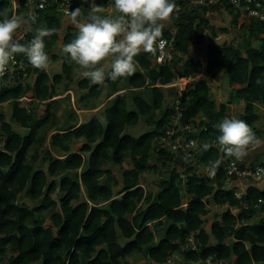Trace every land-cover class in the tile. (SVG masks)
<instances>
[{"label": "trees", "instance_id": "obj_1", "mask_svg": "<svg viewBox=\"0 0 264 264\" xmlns=\"http://www.w3.org/2000/svg\"><path fill=\"white\" fill-rule=\"evenodd\" d=\"M29 1L20 0L16 14L25 16ZM97 4L107 9L110 1L98 0ZM176 4L182 6V11L171 20L175 34L167 30L160 37L174 39L173 62L159 66L155 64L158 50L155 54L139 52L134 58L137 72L103 82L109 97H115L101 109L100 119L79 125L72 110L66 123L58 126L59 102L53 99L59 95V87L68 91L73 82L71 62L75 61L68 58L69 54L61 74L50 77L45 68L32 66L24 84L15 78L0 85V107L9 103L13 122L29 130L22 136L1 113L0 264H128V259L136 255L143 256L145 264H167L174 256L194 264H204L208 259L229 262L233 258L236 264H264V218L250 223L258 214H264V208H255L258 200L264 199V186L250 187L238 199L236 191L227 188L225 171L235 158L227 157L216 140L218 124L226 116L233 117L228 113L229 105L240 102L245 103L240 119L248 123L259 141L262 139L256 124L260 121L257 111L264 108V22L254 18L249 25H242L245 36L237 46H209L203 65L197 59L183 58L189 55L192 45L201 46L208 33L212 39L217 37V29L206 15L221 6L189 8V0H176ZM79 7L82 12L78 18L82 19L89 6L76 0L74 9ZM225 9L234 15L233 24L238 26L239 13L229 5ZM13 15L12 0H0V20ZM41 28L53 30L44 38L49 57L61 38L62 15L56 4H49L38 14L22 44L31 41ZM75 35L69 30L64 44ZM202 70L212 79L225 72L234 88L230 103L218 105L207 80H195L185 92L187 99L182 100L181 124H192L200 131L190 137L200 150L197 156L202 167L215 168L212 179L198 175L193 161L160 142L174 113L173 108L163 110V86L177 78L196 79ZM124 81L129 91L119 95ZM158 83L162 87H157ZM104 85L91 86L85 79L79 88L89 89V97L98 98ZM30 93L34 102L30 108L22 106L20 101ZM41 103H46L47 110L39 119L35 109ZM156 112L160 114L157 120ZM142 119L151 131L139 138L125 133L127 127L137 126ZM53 128L55 133L49 136ZM80 141L84 145L74 152L73 145ZM47 142L50 149H43L40 156ZM205 144L210 146L207 150ZM126 161L131 169L124 168ZM108 164L119 167L122 182L107 168ZM162 170L169 176L161 178L159 191H146L142 175ZM21 194L35 207L20 204ZM211 205L228 208L216 217L210 234L204 227ZM232 210H239V214ZM46 217L51 227L44 226ZM191 236L198 244L196 251L185 248Z\"/></svg>", "mask_w": 264, "mask_h": 264}, {"label": "clouds", "instance_id": "obj_2", "mask_svg": "<svg viewBox=\"0 0 264 264\" xmlns=\"http://www.w3.org/2000/svg\"><path fill=\"white\" fill-rule=\"evenodd\" d=\"M83 2L89 5L87 16L83 20L77 19L81 16V7L70 11L71 20L77 24L78 31L64 45L63 51L69 54V59L85 69L84 77L97 84L106 79L115 81L132 75L136 71L134 58L139 52L155 54L165 22L177 7L176 0H114L117 14L102 16L98 13L103 11V7L96 0ZM36 19L30 13L27 17L15 14L0 20V75H3L16 54H24L36 69L47 67L49 57L44 50V38L52 35V29H39L27 44L13 41L14 33L22 24L30 27ZM107 60L111 61L110 65L106 63ZM218 131L216 140L223 152L236 160L247 156L250 144L260 143L251 127L242 119L226 116L218 124ZM203 147L207 150L210 146L205 144Z\"/></svg>", "mask_w": 264, "mask_h": 264}, {"label": "rangeland", "instance_id": "obj_3", "mask_svg": "<svg viewBox=\"0 0 264 264\" xmlns=\"http://www.w3.org/2000/svg\"><path fill=\"white\" fill-rule=\"evenodd\" d=\"M19 1L20 0H12L13 6H15V5L17 6V4H19ZM116 14H117V12L115 10V7H108L107 9H103L102 12L98 13V15H102V16L103 15H116ZM206 17L209 20V24L211 26H214L217 29L216 40L212 41L211 40V33H208L206 35V39H205L204 43L199 47H197L196 45H192L189 55L187 57L183 58V60L193 58V59L199 60L204 65L206 62L205 53L207 52L209 46H211V45L222 46L224 43H229V44H233V45L237 46L238 44H240L242 42V40L244 39V36H245L244 35L245 30L241 29V26L242 25L247 26L251 23V19H240L238 26L235 27V25L233 24L234 23L233 22L234 15L231 12L227 11L225 8H220V10L208 12ZM84 18L85 17H83L82 19H79V18H77V19L83 20ZM27 27L28 26H26L25 24H22L21 27L19 28V30L28 31L29 28L27 29ZM68 28H71V30H74L75 32L78 31L77 24L73 23L71 18L62 19V29L59 32V34L61 35V38H60V41L58 42V44L56 46V49L54 50V52L59 55V57H58L59 59H58V61L51 63L49 65V68H48V73L52 77L55 74L62 73V70H63V62H64V59L67 56V54L63 51L64 46H61L60 43H62L61 40H63V37L65 36V34H67ZM165 28L172 29L170 27L169 22L165 23ZM223 30H226L227 32H225V31L223 32ZM103 63H105V62H103ZM106 63L110 65L111 61L107 60ZM71 64L73 66H77V67H75V76H74L76 82L70 85V88L72 89V94L70 95L71 97L69 99L66 98V99H61L60 101H58L59 102V108L56 111V116L59 120V124H58L59 127L66 123L67 119L70 116V112L72 110L75 111L77 118H78V121H80V118H81V119H84V122H87V123L92 118L95 119L93 116H95V114H96L95 112H84V109H86L85 104L87 102L83 103L80 101L81 96H84L87 93V92L81 91V89L78 87L79 80L84 78L83 72L85 71V69H83L78 64H76V62H71ZM135 67H136L135 72H137L139 70V68L137 67V65H135ZM204 72L205 71L202 70V73L200 75H202ZM200 75L197 77V79L200 78ZM129 76L130 75L126 76V78H128ZM34 79H35V77H33L31 80L32 85H34V81H35ZM87 79H89V78H87ZM51 82H52V80H51ZM125 82L126 81L121 83L122 88L126 87L127 84H125ZM190 82H192V80L189 81L188 87L191 84ZM207 83H208V86L211 90L212 98L215 100V102L218 105H220L221 103L222 104H229L230 103L231 96L234 93V90H233L232 86L230 85L228 75L225 72H223L217 79H213V80L207 79ZM92 84H97V83L92 82ZM100 84H103V83H100ZM188 87H187V89H188ZM105 89H107V86H105ZM63 91L64 90L61 87L60 93H63ZM165 91H168V92H166V95H165L166 99H165L163 110H165L166 108H172L173 103H174V99H175V96H174L175 89H165ZM108 93H109V90H108V92H104V95H108ZM104 95L101 96L99 98V100L94 101L92 104L89 103V105L90 106L91 105H93V106L101 105V103L105 99ZM65 96L66 95H63L62 98H65ZM55 99H58V97L54 98V100ZM20 102H22L21 103L22 106L30 108L31 105H29V104H32L34 102L33 94L32 93L28 94ZM244 108H245V105H243V107L235 106L233 108L231 107V105H229L228 113L231 114L234 118L240 119L241 115L244 112ZM130 109H131V107H130ZM46 110H47L46 103H41V104H39L38 107L36 106L35 114L39 119L43 118L46 114ZM12 111H13V107L9 103H6L0 107V115H1V113H5L7 122L11 123L13 125V128L19 134H21L22 136H26L29 133V130L24 129V128L18 126L17 124H15L13 122ZM86 113H88V114H86ZM257 113L260 116V121L256 124V128L259 131H261L262 139L260 140V143H258V144H255V143L251 144V146L247 150V153H248L247 156L242 158L244 160V162L247 161L249 164H251L253 166L257 165L258 163L261 164L262 162H264V108L261 107L259 109V111H257ZM97 116L100 118L102 117L101 114H98ZM159 117H160L159 112H156L154 119L157 120ZM55 129L53 128L50 131L49 136H51L52 134L55 133ZM151 130H152V128L150 127V125L142 119L137 126L127 127L125 133L130 135L133 138H139ZM196 133H200V131L196 130ZM161 141L162 140H160V142ZM166 144H169V143H166ZM83 145H84V143L82 141L77 142L75 145H73V150L75 152H79ZM45 148L50 149V145L48 142L46 143L44 148L40 149V151H39L40 156H42L41 152ZM199 151H200L199 148H197V146H196L195 150H194V156H195L194 164H196L195 166L197 167V174L201 176L204 172V169H206V168H203L201 163L199 162V159L197 156ZM123 166L125 169H131L132 168L128 161H126ZM107 168L111 169L113 171L114 175L116 176V178L122 182V172L120 171L118 166H115L113 164H108ZM168 176H169V173H167L165 171L160 172V173L146 172L141 177L142 178V180H141L142 187L146 191H149L152 193H157L159 191V182H160L161 178L162 177L167 178ZM257 184H259V185H257ZM257 184H255V185H257L255 187L262 188L264 186L263 183H257ZM228 188H230V185L228 186ZM54 197L56 198V196H54ZM19 203L20 204L26 203L29 206L35 207V205H33V203L26 197L25 194H21L19 196ZM227 208L228 207L222 208V207L213 206V205H211L209 207L210 214L207 217H205L206 224L204 227L208 233L211 234L212 224L214 223L216 217H219L225 211H227ZM235 214H238V212L235 211ZM263 216H264V214H261V216H259V217H254L250 223L251 224L258 223L262 219ZM44 226L45 227H51L52 226L50 220L47 217L45 219ZM120 242L123 244L124 240L122 239ZM211 243H214L213 238L211 239ZM145 263H146V259L143 256H139V255H136L135 257L128 259V264H145ZM167 264H194V263H187L183 258L174 256L170 259V261ZM227 264H236L234 261V258L231 259L229 262H227Z\"/></svg>", "mask_w": 264, "mask_h": 264}, {"label": "built area", "instance_id": "obj_4", "mask_svg": "<svg viewBox=\"0 0 264 264\" xmlns=\"http://www.w3.org/2000/svg\"><path fill=\"white\" fill-rule=\"evenodd\" d=\"M82 4H85L83 0H80ZM110 6L115 7L114 0H109ZM189 8H201L203 6H221L225 8V5H229L235 8L236 13H239V19H259L264 22V2L260 0H189ZM76 0H30L27 3V11L25 16L27 17L30 13L34 14L36 18L38 14L46 10L49 4H56L58 12L62 15V19L71 18L70 11L74 9ZM98 0H96V3ZM177 7L170 16V19L165 23H171L173 17L178 16L182 11V6L176 4ZM16 7V5H15ZM18 8V7H17ZM17 8L15 10H17ZM16 14V12H15ZM171 27V26H170ZM27 30V29H26ZM169 30L172 34L175 31L170 28H165L162 31ZM29 31V30H28ZM28 31L17 30L13 35V41L23 43L26 41V35ZM159 41H163L160 43ZM173 41L168 40L166 37L159 38L157 41L158 58L155 61L156 65L171 64L174 60L173 52ZM32 65L28 62L27 57L24 54H16L9 62L3 75H0V84L5 80H14L18 78L23 84L28 80V69ZM192 79L177 78L170 85V88L176 90V97L173 103L174 113L170 118L169 125L166 127L165 135L161 138L162 145H165L171 152L181 154L187 160L194 162V150L196 147V141L191 139L190 134L196 133L195 127L192 124L182 125L181 120L183 117L182 100L187 99L185 92L188 87L189 81ZM199 122V120H197ZM169 143V144H166ZM248 149V148H247ZM194 166L196 164H193ZM227 173V183L232 181H248L252 184L263 183L264 184V166L258 165L255 167L249 166L244 163V160H233L225 166ZM181 172V171H180ZM215 168L207 167L204 169L201 177L212 179L215 176ZM184 177V175H182ZM238 199L243 198L245 193L235 192ZM187 206L186 204L184 205ZM255 208H264V199H259ZM187 250L196 251L198 250V244L195 238L191 236L185 245ZM204 264H227L226 261H214L208 259Z\"/></svg>", "mask_w": 264, "mask_h": 264}, {"label": "crops", "instance_id": "obj_5", "mask_svg": "<svg viewBox=\"0 0 264 264\" xmlns=\"http://www.w3.org/2000/svg\"><path fill=\"white\" fill-rule=\"evenodd\" d=\"M18 7V4H17V6L15 7L14 6V15H15V12H16V8ZM112 7V6H111ZM26 26H28L27 24H25ZM170 26H171V23H170ZM236 27V26H235ZM29 27H27V29H28ZM69 30H71V28H68V32H69ZM73 33H77V32H75L74 30H71ZM68 32H67V34H68ZM67 34H65V36L67 35ZM61 36V35H60ZM65 36L63 37V40H61V42L63 43H60L61 44V46H64V38H65ZM217 38V37H216ZM216 38L215 39H212L211 38V40L213 41H215L216 40ZM219 39V38H218ZM197 47H199V46H197ZM220 47V46H219ZM56 49V48H55ZM54 49V50H55ZM54 50L49 54V58H50V60H49V62H48V64H47V67L45 68V70H46V72L48 73V68H49V65L51 64V63H54L55 61H58V57H59V55L57 54V53H55L54 52ZM68 55V54H67ZM54 56H56V59H54L53 57ZM67 57V56H66ZM66 57H65V59H66ZM205 58H206V53H205ZM65 59H64V61H65ZM64 63V62H63ZM72 65V64H71ZM136 65V64H135ZM205 65V64H204ZM73 66V65H72ZM75 67H77V66H74V75H73V82L71 83V84H73V83H75L76 82V80H75V78H74V76H75ZM138 67V66H137ZM139 68V67H138ZM49 74V73H48ZM59 74H61V73H59ZM50 75V74H49ZM55 75H57V74H55ZM50 77H52L51 75H50ZM85 79H87L86 77H84V78H82L81 80H79V82H78V87H79V83L82 81V80H85ZM200 79H205V80H207V79H209V80H213L212 78H210V77H208L206 74H205V72L202 74V75H200V78L199 79H192V82L193 81H195V80H200ZM90 81V80H89ZM192 82H190V83H192ZM90 83H91V86H95V85H104V84H92V82L90 81ZM70 84V85H71ZM126 84V83H125ZM70 85H69V90L68 91H65V87H63V86H61L62 88H63V93H60V89H61V87H59V89H58V91H59V95L58 96H56L55 98H57L58 97V99H55V101H60L61 99H66V98H70L71 96V94H72V89L70 88ZM157 87H162V85H160V83H158L157 84ZM166 87V88H165ZM163 88H165V89H172V88H170V87H167V86H163ZM108 89V88H107ZM107 89H105V85L103 86V91H102V94L98 97V98H95V97H89V95H88V93H89V89H87V90H81V91H83V92H87L84 96H81V98H86V100L85 101H81V98H80V101L81 102H83V103H86L85 104V108L86 109H84V112H95L96 114H95V116H93L95 119H100V117H98L97 115L100 113V111H101V109L105 106V105H107V102L109 101V100H111L112 98H114L115 96H113V97H109L110 96V91H109V93H108V95H104V92H108V90ZM120 89H122L121 91H120V93H119V95H123V94H125L127 91H129V90H127L126 89V87L124 88H122V85H120ZM234 89V88H233ZM166 92H168V91H165V95H166ZM106 94V93H105ZM63 95H66L65 96V98H62L63 97ZM105 96V99H104V101L101 103V105H99V106H93V105H89V103L90 104H92L94 101H97V100H99V98L101 97V96ZM54 100V99H53ZM222 104V103H221ZM238 104V105H237ZM243 105H245L243 102H240V103H235V104H232L231 105V107L233 108V107H235V106H240V107H243ZM261 107H259V109H260ZM78 111V110H77ZM86 114H88V113H86ZM91 120H93V118L91 119ZM91 120H89V122L91 121ZM87 122H84V119H81L80 118V121H79V125H82V124H86ZM75 152V151H74ZM246 162V163H245ZM244 163L245 164H247V165H249V166H252L253 167V165H251V164H249L247 161H245ZM257 165H260V163H258ZM257 165H254V167L255 166H257ZM232 183V184H231ZM230 185V188H228V186ZM257 185H259V184H257ZM257 185H255V184H252L251 182H248V181H243V182H241V181H232V182H229V183H227V188L228 189H232V190H235V191H238V192H242V193H246L247 192V190L250 188V187H255V186H257ZM257 188H259V187H257ZM263 188V187H262ZM222 208H224V207H222ZM233 211V213L235 214V211L236 212H238V214H239V210H232ZM238 214H235V215H238ZM259 216H261V214H258ZM255 216V217H259V216ZM262 218H264V216L262 217ZM234 261H235V263H236V258H234Z\"/></svg>", "mask_w": 264, "mask_h": 264}]
</instances>
